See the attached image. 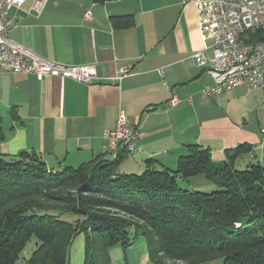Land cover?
<instances>
[{"label":"crops","instance_id":"crops-1","mask_svg":"<svg viewBox=\"0 0 264 264\" xmlns=\"http://www.w3.org/2000/svg\"><path fill=\"white\" fill-rule=\"evenodd\" d=\"M31 2L12 10L11 38L58 63H96L98 79L86 85L0 72V156L35 151L55 170L77 167L106 154V130L121 111L138 130V150H127L121 172L142 173L149 159L176 169L193 144L211 149L218 162L241 143L263 156V116L250 89L204 93L214 78L192 55L211 41L200 31L193 0H49L39 17L28 12ZM127 15L133 26L114 27L113 17ZM126 63L131 73L113 79Z\"/></svg>","mask_w":264,"mask_h":264},{"label":"trees","instance_id":"trees-1","mask_svg":"<svg viewBox=\"0 0 264 264\" xmlns=\"http://www.w3.org/2000/svg\"><path fill=\"white\" fill-rule=\"evenodd\" d=\"M112 23L128 28L135 20ZM255 149L241 143L218 162L211 149L193 144L176 169L149 159L142 173L120 171L125 148L114 159L105 154L56 170L35 151L1 155L0 264H69L79 234L84 264H116L111 249L118 244L126 259L132 236L144 237L152 264H264V154L255 158ZM198 175L218 189L180 186Z\"/></svg>","mask_w":264,"mask_h":264},{"label":"built area","instance_id":"built-area-1","mask_svg":"<svg viewBox=\"0 0 264 264\" xmlns=\"http://www.w3.org/2000/svg\"><path fill=\"white\" fill-rule=\"evenodd\" d=\"M28 0H0V72L71 78L86 85L98 79L97 64H62L42 57L11 38L17 16ZM49 0H32L28 12L41 16ZM200 31L210 40L204 49L193 53L197 64L208 68L214 84L204 89L206 95L222 94L237 86L264 92V0H193ZM91 12H87L90 18ZM132 71L126 63L113 79L121 81ZM162 73V70L160 69ZM173 99L172 103H176ZM264 132V129H262ZM138 130L121 111L113 128L106 130V156L114 159L121 149L137 151Z\"/></svg>","mask_w":264,"mask_h":264},{"label":"rangeland","instance_id":"rangeland-1","mask_svg":"<svg viewBox=\"0 0 264 264\" xmlns=\"http://www.w3.org/2000/svg\"><path fill=\"white\" fill-rule=\"evenodd\" d=\"M249 97L254 106H256V101H258V105L256 107L263 116L264 124V92L261 90L251 91L250 89ZM252 161L255 162L257 160L254 159L251 160V162ZM247 162H249V160ZM239 167L243 168L244 166L243 164H238V168ZM179 183L181 187L186 189L190 188L194 191L212 192L218 189V187L214 183L207 180L204 175H198L186 180L180 179ZM65 217L68 220H74L76 218V216L70 214ZM35 239L36 238H33V240L28 244L27 250L25 251L26 256L32 252L33 242L35 245ZM84 250V236L83 234H79L74 238L72 243L69 264H84ZM111 255L116 264H152L148 257L147 246L143 236L135 237V239L132 236V245L127 249L126 259L123 246L121 244H118L111 249ZM17 264H22L21 260L18 261ZM200 264H223V258H218L216 260Z\"/></svg>","mask_w":264,"mask_h":264}]
</instances>
